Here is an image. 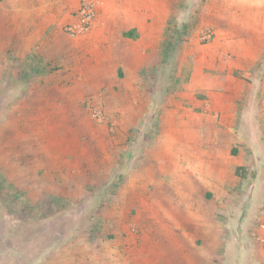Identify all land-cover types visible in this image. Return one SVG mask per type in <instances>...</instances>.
Returning <instances> with one entry per match:
<instances>
[{
  "label": "rangeland",
  "instance_id": "rangeland-1",
  "mask_svg": "<svg viewBox=\"0 0 264 264\" xmlns=\"http://www.w3.org/2000/svg\"><path fill=\"white\" fill-rule=\"evenodd\" d=\"M118 2L116 24L142 31L104 40L0 0V264H170L172 235H211L194 257L247 264L264 140L209 109L223 82L263 85V0Z\"/></svg>",
  "mask_w": 264,
  "mask_h": 264
},
{
  "label": "crops",
  "instance_id": "crops-1",
  "mask_svg": "<svg viewBox=\"0 0 264 264\" xmlns=\"http://www.w3.org/2000/svg\"><path fill=\"white\" fill-rule=\"evenodd\" d=\"M81 3V0H39L41 12L46 15L47 17H50L53 21L57 22V18L60 21H65V24L72 21L77 9L79 8ZM119 2L118 0H104L103 5L99 8L98 16L96 20L94 21L92 27L89 29L87 33L94 32L96 30L103 31L104 40H112L114 39L115 35L117 33V37H121L122 35H136V31H142L140 27L142 26V18H132L129 20L130 23L126 26L120 27L118 24V21L120 20V13L121 10H118ZM156 9H152L150 13L156 14ZM123 10V9H122ZM258 12L264 14V0H263V10L257 9ZM123 12V11H122ZM139 12L142 13V11L139 9ZM124 21H120V23H123ZM128 22V21H126ZM152 27V26H151ZM126 33V34H125ZM142 37V36H141ZM142 39V38H141ZM258 57H255L257 59ZM141 62V61H138ZM249 62V61H248ZM263 73V74H262ZM262 73L257 71L256 74H259L261 77L260 79H263V85L261 86V89L256 90L254 82L251 84L253 87L251 89L244 91H240L237 89H233L231 93H227L226 89L228 87V81L223 82L224 89L220 92L213 93L210 98V102L212 103L213 109H209L210 112H214L213 117L215 120L211 119L215 122V125L220 130H235V129H243V128H255V131H257V135L254 136V140L257 143H260L261 139L264 140V69H262ZM259 98V105L256 104V99ZM243 98L245 100H248L245 103L241 101ZM238 101V102H237ZM262 101V102H260ZM207 107L205 111L203 112V117L205 118V122H209V115L207 114ZM261 122V127H263V134L258 132V126L257 123ZM205 122H201L203 126H206ZM260 127V128H261ZM233 130V134H236V132ZM241 133V132H240ZM240 140H243L244 134H237L236 135ZM205 138L203 137L202 140ZM210 140H213V142L216 143H222L223 142V136L219 135L216 138H211ZM186 154V153H184ZM206 160L213 162L217 166H221L220 157H218V153H211V155L206 158ZM186 163V161H185ZM184 163L183 166H186ZM238 167L237 166L235 172H237ZM187 171V170H186ZM240 175V174H239ZM246 174L240 175L245 177ZM260 174H256V172L253 174L254 177L257 179L255 182H252L249 185V192H251V196H247L248 199V205L249 207H252L250 204L251 197L256 196L258 198V195H256L257 190L263 189L264 190V183L259 182ZM219 177H215L214 180H218ZM221 180V179H220ZM262 181V180H261ZM263 184V185H261ZM247 186V185H246ZM261 188H260V187ZM193 187L191 184H189L188 189H184V192H190ZM243 191V190H242ZM187 192V193H188ZM185 198H188L189 196L185 194ZM260 198V197H259ZM258 202L260 203L264 201V195L263 199H259ZM262 198V197H261ZM260 206L261 208L264 206ZM236 205H234L235 207ZM245 222V220H244ZM198 239L195 238H188L186 235L184 237H181L180 235H172L171 239V247L172 250L170 251V255L172 258H170V264H209L207 263V258H202L199 260L197 257H194V253L196 250H202L204 251L205 255H207V249H209V244L217 247V244L214 242H209V239L211 235H197ZM202 239L201 244L197 243L198 240ZM212 239V238H211ZM214 240V239H213ZM218 242V238L215 239ZM250 248H248V255L251 257L249 259V262L247 264H253L255 263V257L256 260H258V256L260 253L261 247L260 244L257 242L255 238V229H254V236L252 238V244ZM234 264V263H231Z\"/></svg>",
  "mask_w": 264,
  "mask_h": 264
},
{
  "label": "built area",
  "instance_id": "built-area-1",
  "mask_svg": "<svg viewBox=\"0 0 264 264\" xmlns=\"http://www.w3.org/2000/svg\"><path fill=\"white\" fill-rule=\"evenodd\" d=\"M104 0H81L72 21L64 25V30L71 35L85 34L92 27L98 16L99 8ZM211 33H207L205 38H210ZM255 238L261 247L258 256L259 264H264V206L259 210L255 226Z\"/></svg>",
  "mask_w": 264,
  "mask_h": 264
},
{
  "label": "trees",
  "instance_id": "trees-1",
  "mask_svg": "<svg viewBox=\"0 0 264 264\" xmlns=\"http://www.w3.org/2000/svg\"><path fill=\"white\" fill-rule=\"evenodd\" d=\"M125 34H126V33H125ZM237 172H238L240 175H244L243 167H238Z\"/></svg>",
  "mask_w": 264,
  "mask_h": 264
}]
</instances>
